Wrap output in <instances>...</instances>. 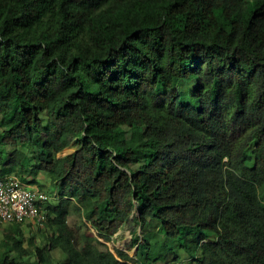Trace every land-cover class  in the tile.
<instances>
[{"label": "trees", "instance_id": "trees-1", "mask_svg": "<svg viewBox=\"0 0 264 264\" xmlns=\"http://www.w3.org/2000/svg\"><path fill=\"white\" fill-rule=\"evenodd\" d=\"M0 119V175L55 177L57 264H264V0H0ZM71 199L107 241L137 206L136 257L79 243Z\"/></svg>", "mask_w": 264, "mask_h": 264}, {"label": "rangeland", "instance_id": "rangeland-1", "mask_svg": "<svg viewBox=\"0 0 264 264\" xmlns=\"http://www.w3.org/2000/svg\"><path fill=\"white\" fill-rule=\"evenodd\" d=\"M165 104H161L162 111L166 112L169 108L163 107ZM4 127L2 120L0 119V130ZM69 148V150H68ZM64 150H61L57 153V157H62L64 155H67L69 153H72L77 149L76 146L68 147ZM4 152L3 154L6 155L7 153L11 151H16L15 146H5L0 148ZM71 151V152H70ZM33 156L31 157L32 163H35L36 158V152L32 153ZM21 168V167H18ZM32 168L29 167L28 170L24 171L23 174L27 177L34 178L37 182L35 183L38 185L42 190L48 192L49 194H52L53 187L55 186V177L52 173L47 172L45 170H39L36 173L31 171ZM69 203V207L66 213L67 221L70 225L74 227L75 230V236L76 240L80 243L84 239L93 240L94 237H92L89 233L91 230L93 232V235L99 239L102 243H105L108 248L117 255V249H120L122 251H125L130 256L136 257L137 250H138V244L135 243L138 239L139 242L144 241V229L142 223H138V216L139 211L138 207L135 206L132 214L130 215L128 222L124 224L119 231L112 237L111 240L107 241L104 240L101 237H98L95 229L91 225H86V219L83 217V215L80 213V210L75 205V202L73 199ZM153 221H150V225L146 228L145 231H149L151 233H155L156 225L151 224ZM138 223V224H137ZM8 229V231L19 232V239L22 241V244L24 247H26L29 250H34L36 247H46V253L49 256L50 264H57L61 262H65L68 259L67 254L60 248V247H51L50 246V237L52 235V225L51 222L49 223H32V222H24L23 224L19 225H12L8 222L0 223V253L5 252L6 250L10 249L9 252L12 255H15L19 258L21 264H36V258L34 255L30 254L28 257L23 258L19 256L17 253V250L11 247V244H9L5 240V231ZM159 235V234H158ZM160 243H163V236L162 234L159 235ZM160 243L158 246H160ZM183 253V251H182ZM158 264H195L192 259L186 258V255H182V259L175 263L173 262V253L167 252L165 253V259L160 261Z\"/></svg>", "mask_w": 264, "mask_h": 264}, {"label": "built area", "instance_id": "built-area-1", "mask_svg": "<svg viewBox=\"0 0 264 264\" xmlns=\"http://www.w3.org/2000/svg\"><path fill=\"white\" fill-rule=\"evenodd\" d=\"M38 185L23 180L18 175H0V223H42L47 218L45 205L57 198Z\"/></svg>", "mask_w": 264, "mask_h": 264}]
</instances>
